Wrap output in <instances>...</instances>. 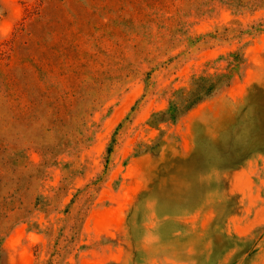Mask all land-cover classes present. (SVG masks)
<instances>
[{
    "label": "rangeland",
    "instance_id": "374dc122",
    "mask_svg": "<svg viewBox=\"0 0 264 264\" xmlns=\"http://www.w3.org/2000/svg\"><path fill=\"white\" fill-rule=\"evenodd\" d=\"M38 4L0 66L59 52L35 102L0 85V264H264V0H0V41Z\"/></svg>",
    "mask_w": 264,
    "mask_h": 264
},
{
    "label": "trees",
    "instance_id": "16d2710c",
    "mask_svg": "<svg viewBox=\"0 0 264 264\" xmlns=\"http://www.w3.org/2000/svg\"><path fill=\"white\" fill-rule=\"evenodd\" d=\"M33 8L32 11H27V15L20 23L17 30L13 33L11 40L0 41V66L3 65V61L10 60V52H12V45L15 44L19 36L26 31L27 21L34 15H38V8ZM35 46L36 52L29 55V57L24 60V63H28L31 69L37 74L34 78V74H29L26 72L24 67L21 69V75L16 76L13 73L0 74L2 79L3 96L10 100H21L26 99L28 102H35L36 99L34 94L44 89L45 93L49 92L52 87L49 82L50 75H52L54 68L56 67L57 58L56 54L59 52L53 44L43 46L39 41L35 44V41L28 43V48ZM63 58V54H60ZM233 58L231 62V71L236 70L240 63V58L236 54H231ZM232 75L230 74H218L215 76L199 77L194 80L192 88L189 91H182L179 93L173 101L170 102L169 108L160 113L159 121H171L175 122L183 115H185L189 110L193 109L195 106L203 102L205 99L211 97L219 89L227 87L231 81ZM1 92V90H0ZM110 148L107 149V153L110 154Z\"/></svg>",
    "mask_w": 264,
    "mask_h": 264
}]
</instances>
